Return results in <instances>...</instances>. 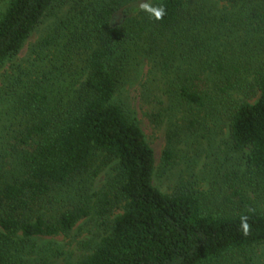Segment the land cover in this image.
I'll list each match as a JSON object with an SVG mask.
<instances>
[{
    "label": "trees",
    "instance_id": "16d2710c",
    "mask_svg": "<svg viewBox=\"0 0 264 264\" xmlns=\"http://www.w3.org/2000/svg\"><path fill=\"white\" fill-rule=\"evenodd\" d=\"M58 1L10 0L0 11V66L20 52L47 9ZM91 4L68 39L83 78L74 96L49 105L46 94L31 93L38 112L19 138L24 145V175L0 190V264H14L6 244L18 232L26 237L65 234L89 214L87 205L54 217L39 210L55 186L88 172L100 155L103 168L116 162V174L98 199L100 211L106 213L125 201L124 212L113 220L111 232L94 252L77 264H240L236 256L264 243V211L248 207L220 214L205 210L195 190L159 189L154 184V149L115 99L136 46L147 44L164 53L194 38L191 45L205 47L203 15L194 13L186 0H159L154 5L164 6L162 20L144 16L135 23H114L122 0ZM49 38L46 43L57 36ZM180 76L178 96L195 109L206 106L209 92L188 81L189 76ZM255 80L259 97L237 105L230 117L231 139L235 148L249 149L248 168L264 177V69ZM221 90L228 89L225 85ZM242 214L249 217L247 236L241 229Z\"/></svg>",
    "mask_w": 264,
    "mask_h": 264
},
{
    "label": "rangeland",
    "instance_id": "374dc122",
    "mask_svg": "<svg viewBox=\"0 0 264 264\" xmlns=\"http://www.w3.org/2000/svg\"><path fill=\"white\" fill-rule=\"evenodd\" d=\"M93 1L54 3L20 52L0 66V190L24 175V145L19 138L38 112L31 93L40 91L49 105H57L69 101L81 85V64L69 50L68 39ZM122 1L114 23L139 22L147 16L140 3L154 5L159 0ZM186 1L194 13L203 15L205 47H194V38L164 53L147 44L136 46L115 99L138 122L154 149V184L159 189L195 190L205 210L220 214L248 207L264 211V177L248 168L249 149L233 146L230 118L237 105L253 103L260 94L255 78L264 69V0ZM9 2L0 0V11ZM53 35L57 39L46 43ZM202 59L207 60L205 65ZM180 75L209 92L206 106L195 109L178 96ZM225 85L228 90L222 91ZM102 159L98 156L88 172L55 186L39 210L54 217L87 205L89 214L65 234L26 237L18 232L6 244L14 264H77L111 232L125 201L106 213L100 211L99 196L116 174V162L103 168ZM236 261L264 264V243L250 247Z\"/></svg>",
    "mask_w": 264,
    "mask_h": 264
},
{
    "label": "clouds",
    "instance_id": "9594fccd",
    "mask_svg": "<svg viewBox=\"0 0 264 264\" xmlns=\"http://www.w3.org/2000/svg\"><path fill=\"white\" fill-rule=\"evenodd\" d=\"M140 11H143L147 14L150 20L160 21L166 15V10L163 5H152L148 2H141L139 5ZM249 212H254V209H248ZM241 229L245 236L250 233V224L248 223V215H241Z\"/></svg>",
    "mask_w": 264,
    "mask_h": 264
}]
</instances>
